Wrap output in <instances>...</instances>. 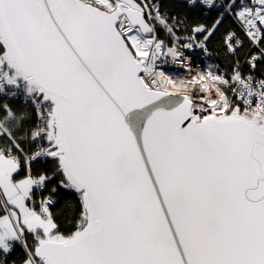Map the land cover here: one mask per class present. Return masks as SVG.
Masks as SVG:
<instances>
[{"label":"snow or ice","instance_id":"6c2138e0","mask_svg":"<svg viewBox=\"0 0 264 264\" xmlns=\"http://www.w3.org/2000/svg\"><path fill=\"white\" fill-rule=\"evenodd\" d=\"M0 264H264V0H0Z\"/></svg>","mask_w":264,"mask_h":264},{"label":"clouds","instance_id":"9594fccd","mask_svg":"<svg viewBox=\"0 0 264 264\" xmlns=\"http://www.w3.org/2000/svg\"><path fill=\"white\" fill-rule=\"evenodd\" d=\"M194 73L188 77L170 75L162 71H156L154 73L155 80L160 82L162 86L170 89L172 92L178 96L183 95H194L197 93H202L205 101L223 99V94L218 85L208 77H201L198 69H191ZM191 79L193 81L192 86H189L186 81Z\"/></svg>","mask_w":264,"mask_h":264},{"label":"built area","instance_id":"2783aa9c","mask_svg":"<svg viewBox=\"0 0 264 264\" xmlns=\"http://www.w3.org/2000/svg\"><path fill=\"white\" fill-rule=\"evenodd\" d=\"M184 55L189 57V60H190L191 65H192L191 69H197L196 66L199 65L200 70L203 71L204 68L206 67L205 61L203 59H201V53L198 50H194V51L185 50ZM213 59L217 63V61L214 57L209 58V62H211V60H213ZM154 67L156 68V70L163 71L164 73H167L170 75L174 74L177 76H184V77L190 78V76L194 74L191 70L186 71L182 67L173 65L171 63H162L161 61H157L156 64L154 65ZM140 75H143V73H140Z\"/></svg>","mask_w":264,"mask_h":264},{"label":"trees","instance_id":"16d2710c","mask_svg":"<svg viewBox=\"0 0 264 264\" xmlns=\"http://www.w3.org/2000/svg\"><path fill=\"white\" fill-rule=\"evenodd\" d=\"M160 2L162 5H167L171 2V0H161ZM173 14H174V11H173ZM212 15H214V14H212ZM198 19L200 20V22L209 23V24L211 23V16H209L208 18H203L201 16ZM221 31H223V27L221 28ZM218 35H219V33H218ZM208 47L210 48V50L214 54L222 53V50L218 47V42L215 38L209 42ZM214 58L216 59L217 63H219L221 66H227V61L222 54L214 55ZM13 105H14V107L19 106L20 101L13 102ZM18 110H19V108H18Z\"/></svg>","mask_w":264,"mask_h":264}]
</instances>
